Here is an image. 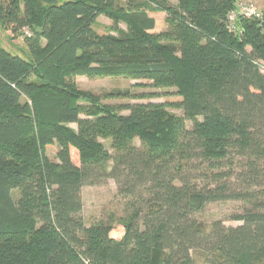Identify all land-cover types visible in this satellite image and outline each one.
I'll return each instance as SVG.
<instances>
[{
  "label": "trees",
  "instance_id": "16d2710c",
  "mask_svg": "<svg viewBox=\"0 0 264 264\" xmlns=\"http://www.w3.org/2000/svg\"><path fill=\"white\" fill-rule=\"evenodd\" d=\"M235 6L0 0V32L30 31L28 57L0 45V264H196L195 248L209 264H264V19L231 30ZM100 15L107 32L93 27ZM122 75L180 100L107 104L76 81ZM108 178L119 200L86 226L82 188ZM227 200L243 203L238 225L197 222Z\"/></svg>",
  "mask_w": 264,
  "mask_h": 264
},
{
  "label": "rangeland",
  "instance_id": "374dc122",
  "mask_svg": "<svg viewBox=\"0 0 264 264\" xmlns=\"http://www.w3.org/2000/svg\"><path fill=\"white\" fill-rule=\"evenodd\" d=\"M123 2L124 0H120ZM172 4H175L177 0H169ZM236 3L252 4L263 14L264 19V0H236ZM149 15L155 19V31L165 30L167 25L165 22V13L162 11H156L153 9L148 10ZM112 21L104 15L97 17L93 27L98 32H107L108 27L111 26ZM120 27L125 28V25L121 22ZM25 35L30 36V31L24 29L21 33L11 34L2 30L0 32V45L10 51L11 53L18 54L23 57L29 56L28 47L25 41ZM264 70V65L260 66ZM78 86L90 91L96 95H99L102 103H109L113 105L135 102H158L169 104L171 102H177L180 100L179 95L176 93L174 87L156 88L150 85V82L146 79H135L129 76H101V77H86L78 76ZM111 91H120L121 94L118 97L110 98L105 94ZM138 96H145L144 98H138ZM171 113L182 116V110L174 108L173 106L167 107ZM122 113H127L126 110H122ZM187 127H191V122L186 120ZM75 128V124H70ZM135 144H138V140H134ZM105 146L109 148V142H104ZM56 145L52 144L47 146V156L55 160L56 159ZM117 187L113 179L108 178L104 183L98 185H86L83 186L81 194L83 201V208L81 216L86 226L90 225L93 221L98 219L101 212L107 204L113 200H119L116 196ZM16 197V192H13ZM243 203L237 200L217 201L211 202L206 205L202 213L196 214L197 222L206 230L210 229L212 223L216 220H221L226 226H235L240 222L234 220V216L241 212ZM123 235V227L120 225L115 226L110 236L119 239ZM191 256L196 264H209L206 262V254L201 249H192Z\"/></svg>",
  "mask_w": 264,
  "mask_h": 264
},
{
  "label": "built area",
  "instance_id": "2783aa9c",
  "mask_svg": "<svg viewBox=\"0 0 264 264\" xmlns=\"http://www.w3.org/2000/svg\"><path fill=\"white\" fill-rule=\"evenodd\" d=\"M261 14V11L252 4L236 3L235 8L228 13L229 28L236 30L237 19L240 17L259 18Z\"/></svg>",
  "mask_w": 264,
  "mask_h": 264
},
{
  "label": "crops",
  "instance_id": "0c3cea01",
  "mask_svg": "<svg viewBox=\"0 0 264 264\" xmlns=\"http://www.w3.org/2000/svg\"><path fill=\"white\" fill-rule=\"evenodd\" d=\"M153 17V16H152Z\"/></svg>",
  "mask_w": 264,
  "mask_h": 264
}]
</instances>
